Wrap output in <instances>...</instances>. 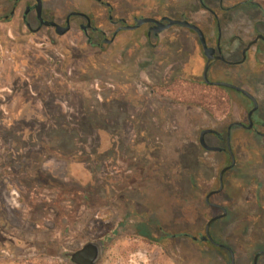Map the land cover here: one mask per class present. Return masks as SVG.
I'll use <instances>...</instances> for the list:
<instances>
[{
  "label": "rangeland",
  "instance_id": "rangeland-1",
  "mask_svg": "<svg viewBox=\"0 0 264 264\" xmlns=\"http://www.w3.org/2000/svg\"><path fill=\"white\" fill-rule=\"evenodd\" d=\"M42 1L47 20L65 25L70 12H83L109 38L111 13L128 24L134 16H166L204 32L215 25L200 0ZM202 1L219 14L228 59L241 58L239 42L264 36V0H254L256 8L240 5L249 0ZM14 2L0 0V17ZM34 4L20 0L0 21V264H73L66 253L105 239L99 264H228L222 251L192 239L204 233L205 196L229 162L224 141L207 134L208 146L223 149L210 151L200 133L225 135L230 123L246 119L248 102L202 83L206 59L196 35L180 25L152 37L153 51L147 26L100 47L84 35L82 18L62 36L39 27L35 11L24 18ZM260 44L245 67L218 62L210 79H235L262 109ZM232 131L237 165L214 197L230 216L211 232L237 264H252L264 250V145ZM144 226L155 241L140 234Z\"/></svg>",
  "mask_w": 264,
  "mask_h": 264
},
{
  "label": "flooded vegetation",
  "instance_id": "flooded-vegetation-1",
  "mask_svg": "<svg viewBox=\"0 0 264 264\" xmlns=\"http://www.w3.org/2000/svg\"><path fill=\"white\" fill-rule=\"evenodd\" d=\"M20 2V0L18 2H14V5H13V8H16V6L18 5V3ZM98 2L102 3L101 0H98ZM244 3H250L252 7L256 8V4H253L255 3L254 0H249V1H244V2H241L240 5L244 4ZM200 4L203 8H205L206 10H208L211 15L213 16V19L215 21V25L212 26L209 30H207V32H204L198 25V27L202 30V32L204 33V36L206 38V42H207V46L213 50V54L217 57L219 56H223L224 59H220V58H217L213 63L212 65L210 66L209 70H208V73H207V80L205 79L204 77V68H205V65H206V62H207V56L205 55V52H204V48H203V45L200 41V37L198 35V33L190 28H187V27H184L186 28L188 31H190L191 33H194V35H196V38H197V41L199 43V46L202 50V54L204 56V58L206 59V62H205V65H204V68H203V71H202V83L206 86H210V87H213V86H217V87H222V86H218L216 85L215 83L216 82H227V83H230V84H233V85H236L238 87H241L243 89H245L246 91H248L245 87V85H242L241 83H238L235 79L232 78V81H213L210 79V75H211V69L212 67L217 64L218 62H222V63H226V64H234V65H237L239 67H245L246 66V63L249 61V51H252L253 49H256V48H261L262 45L260 44L261 42H264V36L259 34L257 36H254L253 38H248V40L244 41V42H239V44H242L243 47L241 48L240 50V56L241 58L238 59V60H230L228 59V54H225L224 53V50L222 48V43H221V35H222V29L220 27V24L218 22V18H219V14L216 10L212 9L211 7L205 5V3L200 0ZM107 5V4H106ZM220 6H222L221 2H220ZM238 6V5H237ZM109 8H111L110 6H108ZM236 7V6H235ZM234 7V8H235ZM234 8H231L229 10H227L226 12H230V11H233ZM222 10V8H220ZM16 10V9H15ZM31 11H35L36 12V16H37V20H38V13H37V8H36V0H35V4L32 5V6H27V9H26V12H25V16L24 18H26V15L31 12ZM12 12V11H11ZM15 13V11H14ZM14 14H10L9 16H1L0 17V21L1 20H5V19H8L10 16H13ZM87 15V14H86ZM74 17H79V18H82L85 23L84 24H81V29L84 33V35L87 37L89 43L91 45H96V46H103V45H110L112 44L116 37L119 35V33L123 32V31H136V30H139L141 29L143 26H147V28L145 29L144 31V36H145V39L147 41V46L149 47V49L151 51H153L156 47V44L153 43L152 41V37L153 38H158V36L160 35L161 32L167 30V29H170L171 27L175 26H171L169 28H166V29H163L161 31H159V24H156L154 22H148V23H145L137 28H133V29H125L126 26H135L138 22L139 19H142V18H153L155 20H158V21H162V19L164 17H160V18H155V17H138V16H134V19H133V23L132 24H128V20L126 19H118V20H115L114 19V16L112 15H109V19L110 21L112 22V25L115 27L114 29V32H113V35L109 38L108 37V33L106 31H104L103 29H101L100 27H97L94 25V22H93V19L91 16L87 15V16H83V15H75V16H72L70 21L72 22V19ZM166 17V16H165ZM43 18L45 21H50V20H47L46 16H44V13H43ZM170 18V17H169ZM172 19H178V20H187L191 23H193L192 21L186 19L185 17H183L182 19L180 18H172ZM66 21V20H65ZM39 22V20H38ZM167 20H163L162 23L164 24H167ZM264 23V22H263ZM194 24V23H193ZM177 25V24H176ZM196 25V24H195ZM181 26V25H180ZM39 27H49V28H54L55 30V27H52V26H46V25H43V26H40V23H39ZM71 29V28H70ZM56 32V30H55ZM259 36H262L258 39V41L254 42L250 48H248L246 50V52L244 53V50L248 47V45L250 44V42L256 40ZM233 51L235 52L236 50H232V53ZM235 54V53H233ZM238 77L243 81V80H246L247 76L245 75L244 72L242 71H239V75ZM241 81V82H242ZM222 88H225L227 90V92L225 93V97H227L228 99L230 98L231 94L234 93V94H239L241 96H243V98L248 102V106H246L248 109H247V114H246V119L243 120V121H239L238 123H240V125H234V126H231L233 123H236V122H232L230 123L227 128H226V131H225V135H221L219 133H216V132H213V131H210V130H206L207 133L205 134V136L209 133H211L212 135L214 136H217L220 140L224 141L225 143V148H224V151L227 153L228 157H229V162L227 165H225L223 168L225 167H228L231 165L232 163V154L231 152L228 150V147H227V140H228V136L230 137V143H231V147H232V153L234 155V158H235V163L234 165L229 168L223 175V189L220 191V192H216V193H213L210 197H209V201L207 200V195L212 192V191H217L219 188H220V185H221V181H220V172H219V176H218V187L216 189H213V190H210L206 196H205V204L208 208V212H209V218L208 220L206 221V224L204 226V233L203 234H200L199 236H193V242L194 243H197L199 246H201L203 249L202 250H205V251H222L220 252L221 254L224 255V257H226L228 259V264H232V259L234 257V263L237 264L236 262V257H235V253L233 251V249L231 247H229L228 245L224 244V243H221L219 241H217L213 235H212V227H214V225L216 223H218L219 220L223 221V220H226L230 215H229V211L228 209L225 207L224 204L222 203H219L217 201H215V196L216 195H220L221 193H223L227 187V182H226V176H227V173L233 169L236 168V165H237V158L235 156V153L233 151V145H232V136H233V129H238L237 132L240 131V136H242V134H246V133H250L251 136L257 138V140L255 139V141L258 142V144L260 145H264V106L262 109H260V104L258 103V100L255 98V96L253 95V93H251L250 91H248L256 100L257 104H258V107L256 109V111H254V113L251 115V120L249 119V114H250V111L252 110V108L254 107V103L253 101L247 97L246 95H244L242 92L236 90V89H232V88H229V87H222ZM204 131V130H203ZM233 132V133H232ZM200 136H201V133H200ZM205 136H204V139H205ZM259 140H261L262 142H259ZM219 151H222L223 149H217ZM226 174V176H225ZM248 177V176H247ZM222 208H224L226 210V215L221 217V218H218L216 221H214L211 226H210V229H209V233H210V236L212 237V239L215 241L216 244L212 243L210 241V238L206 235V231H205V228H206V225H207V222L212 218V217H215L217 215H221L223 214V210ZM185 236L187 237V235H184V234H176V235H173L172 237H177V236ZM98 241H103V240H98ZM231 249V250H229ZM258 258H257V264H259V259L264 256V250H260V251H257L253 257V263L254 264V260H255V257L256 255H258Z\"/></svg>",
  "mask_w": 264,
  "mask_h": 264
},
{
  "label": "water",
  "instance_id": "water-1",
  "mask_svg": "<svg viewBox=\"0 0 264 264\" xmlns=\"http://www.w3.org/2000/svg\"><path fill=\"white\" fill-rule=\"evenodd\" d=\"M19 0H16V2H18ZM36 8H37V13H38V20H39V23H40V26H43V25H46V26H52V27H55V30H56V33L60 36L66 34L70 28H71V17L72 16H75V15H83V16H87L85 13L83 12H79V11H72L70 12L67 17H66V21H65V25H61L55 21H45L44 18H43V1L42 0H36ZM14 11H15V8L12 10V14H14ZM163 20H167V24H164L162 23ZM162 21H158V20H155L153 18H142V19H139L137 24L135 26H126L125 29H133V28H137L145 23H148V22H154L156 24H159L160 28H159V31L163 30V29H166V28H169L173 25H181V26H184V27H187V28H190L194 31H196L200 37V41L203 45V48H204V52H205V55L207 56V62H206V65H205V68H204V77L205 79L207 80V73H208V70L210 68V66L212 65V63L217 59V58H220V59H224L223 56H215L213 54V50L210 49L208 46H207V42H206V38L204 36V33L202 32V30L195 24L187 21V20H178V19H172V18H169V17H164L162 19ZM262 37V36H259L256 40L250 42V44L248 45V47L244 50V53L246 52V50L248 48H250V46L258 41V39ZM216 85L218 86H222V87H229V88H232V89H236L240 92H242L244 95H246L247 97H249L253 103H254V107L252 108V110L250 111V114H249V119L251 120V115L254 113V111H256L257 107H258V104L255 100V98L248 92L246 91L245 89L241 88V87H238L236 85H233V84H230V83H227V82H216L215 83ZM234 125H240V123L236 122V123H233L231 126H234ZM207 133L206 130L202 131L201 132V136H200V143L202 145L203 148L207 149V150H210V151H214L216 150L217 148L215 147H211V146H208L204 140V136L205 134ZM227 147H228V150L231 152L232 154V163L230 166L228 167H225L221 170L220 172V181H221V185H220V188L217 190V191H212L210 192L208 195H207V200L209 201V197L213 194V193H216V192H220L222 189H223V175L224 173L229 169L231 168L234 163H235V158H234V155L232 153V147H231V143H230V137L228 136V140H227ZM223 210V214L221 215H217L215 217H212L208 222H207V225H206V228H205V231H206V235L210 238V241L214 244L215 241L212 239V237L210 236V233H209V229H210V226L211 224L216 221L218 218H221L223 216L226 215V210L224 208H222ZM218 245V244H216ZM105 250H106V244L103 242V241H88L87 243H85L81 248H79L78 250L70 253L68 256L71 260V262L73 264H99L104 256V253H105ZM231 250V249H229ZM232 251V250H231ZM259 254L256 255L255 257V260H254V264H257V258H258ZM232 264H235L234 263V257L232 259Z\"/></svg>",
  "mask_w": 264,
  "mask_h": 264
},
{
  "label": "trees",
  "instance_id": "trees-1",
  "mask_svg": "<svg viewBox=\"0 0 264 264\" xmlns=\"http://www.w3.org/2000/svg\"><path fill=\"white\" fill-rule=\"evenodd\" d=\"M145 229H146V227L144 226V230H142V231L140 232V234H141L145 239H149V240L153 241L154 239H152V236L150 235V233H149L148 231H146ZM154 241H155V240H154ZM103 242H104L105 244H107V243H108V240L105 239ZM69 254H70V253H66L65 255H66L67 257H69V256H68ZM29 263H32V262L29 261Z\"/></svg>",
  "mask_w": 264,
  "mask_h": 264
}]
</instances>
